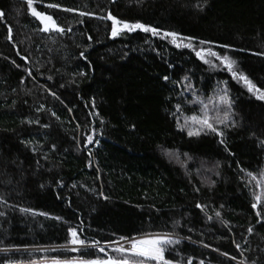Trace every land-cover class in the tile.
<instances>
[{
  "label": "trees",
  "instance_id": "16d2710c",
  "mask_svg": "<svg viewBox=\"0 0 264 264\" xmlns=\"http://www.w3.org/2000/svg\"><path fill=\"white\" fill-rule=\"evenodd\" d=\"M199 2L202 9L193 7L197 0H34L37 10L71 27L60 36L39 30L25 0H0V248L9 249L0 251V264L95 256L91 249L33 251L64 245L70 226L101 241L174 231L180 244L166 256L180 264L188 257L192 264H264V223H256L240 171L264 169V102L188 49L139 30L113 38L111 22L97 19L111 13L194 37V43L210 41L204 47L228 51L249 79L264 85V56L252 54L264 52V0ZM186 76L205 101L226 81L235 127L221 126L224 143L214 134L188 137L177 129L173 105L180 101L186 115L194 110L183 104L190 92L178 95ZM87 135L98 143L85 148ZM197 203L207 207L201 211Z\"/></svg>",
  "mask_w": 264,
  "mask_h": 264
},
{
  "label": "snow or ice",
  "instance_id": "6c2138e0",
  "mask_svg": "<svg viewBox=\"0 0 264 264\" xmlns=\"http://www.w3.org/2000/svg\"><path fill=\"white\" fill-rule=\"evenodd\" d=\"M28 13L34 17L39 24L41 25L40 31L43 33H56L60 36H64L66 32H71V27L67 29L60 26L57 23V19L51 14H47L43 11L37 10V7L34 6V0H25ZM47 8H59L58 3H48L45 5ZM193 7L202 9L203 4L197 0V3ZM65 12H73L74 9L64 8L62 9ZM3 13L0 12V19L3 18ZM78 15L83 17L85 15H93L92 13H86L84 11H79ZM97 19H106L111 22V37H118L123 32H134L139 30L142 33L151 34L152 37L159 38L161 40H168L175 48L177 49H188L190 50L197 60H199L204 65H207L209 69L213 71H226L227 74L238 83H241L246 91L257 101L264 102V85L258 86L254 83L249 77L238 68L237 61L230 57L228 51L220 53L212 46L204 47L205 45H211L212 42L205 41L203 39L198 40L197 43L193 41L196 39L194 37L182 36L181 34L175 31L162 30L158 27H153L149 24L141 22H127L122 19H118L113 16L111 13H108L104 17H97ZM11 28H8L9 40H11ZM91 40V37H88ZM15 47V45H13ZM218 47L229 49V45H219ZM253 55L264 56V52L261 53H252ZM17 55L20 56V59L28 63V59L20 55L17 52ZM81 58H85L84 52L80 53ZM91 68V65H88ZM169 67L171 65L169 64ZM27 72V69H25ZM39 72V68L36 69ZM29 76H32L31 72H28ZM80 76H84L85 73L80 71L78 73ZM51 79V77H48ZM164 81H168L169 77L167 75L161 77ZM184 81H187L186 86L183 89V93L178 95H183L184 93H191V100L184 101L183 104L193 105L194 110L192 114L186 115L183 111V106L180 101L173 105L175 112L171 115L176 119L177 129L179 131L186 132L188 137H198L201 135H215L220 138V143H224L223 140V128L235 127V122L232 120L233 116V100L230 98L229 89L226 87V81H219L215 89H213L212 94L208 95L206 101L201 99L196 95V90L193 88V85L189 78L186 76L183 78ZM23 83V80H21ZM176 87H180L181 83L173 82ZM63 87V85H61ZM49 95H52L54 98L58 99L55 96L54 92L49 91ZM43 105L40 106V111L43 109ZM95 111L93 103V112ZM179 114V115H177ZM55 115V113H53ZM27 123H38V121H27ZM103 123V121H101ZM79 127V125H77ZM98 143L94 139L93 135H87L85 137L84 147L87 148L89 144ZM261 145H264V140L260 141ZM55 150V145L52 146ZM90 151V150H89ZM168 154V153H166ZM219 165L217 164L216 167ZM239 168V165H238ZM244 173V183L245 187L249 189L251 204L250 207L256 216V223H264V169L258 171V173H253L252 171H245L240 169ZM59 183V182H58ZM198 191V190H197ZM99 195L107 199L104 196V193L101 191ZM5 203V200L0 198V204ZM14 207V206H10ZM196 207L201 211H204L207 207L200 203L196 204ZM22 213H31L34 215H43L47 216V213H36L33 209L30 208H20ZM4 212H0V216H4ZM215 217L220 218L221 212L215 211ZM59 220L60 217H55ZM209 220L212 217H208ZM225 227H227V221H221ZM179 221L173 223V227L177 226ZM191 231V229H189ZM248 233L251 235L253 228H248ZM68 239L64 245L48 248H36L33 251H39L46 253L49 251H58L64 250L72 253H80L88 249L93 250L96 255L91 257H81L73 256L71 258L60 259L57 257L44 258L40 260V264H180L179 260H174L166 256V252L172 251L173 245L180 244V238H178L174 231L171 232H152V231H143L141 230L138 233H134L130 236L120 235L113 240H97V239H88L83 237V228L81 226L69 227L67 230ZM190 239V238H186ZM205 248L208 245H204ZM240 245L236 244L237 250H240ZM0 251L7 253L9 249L0 248ZM19 251V249H16ZM216 251V249H213ZM264 251V250H262ZM179 255V252L176 253ZM221 255H227L226 253H220ZM234 257H229L233 259ZM192 257H188V264H192ZM5 264H19L17 261L5 260ZM29 264H37L36 260H32ZM203 264V261L200 262ZM251 264H257L256 260H253Z\"/></svg>",
  "mask_w": 264,
  "mask_h": 264
},
{
  "label": "rangeland",
  "instance_id": "374dc122",
  "mask_svg": "<svg viewBox=\"0 0 264 264\" xmlns=\"http://www.w3.org/2000/svg\"><path fill=\"white\" fill-rule=\"evenodd\" d=\"M185 162H186V161L183 162V165L185 164ZM237 264H243V263L240 262V263H237Z\"/></svg>",
  "mask_w": 264,
  "mask_h": 264
},
{
  "label": "water",
  "instance_id": "95a60500",
  "mask_svg": "<svg viewBox=\"0 0 264 264\" xmlns=\"http://www.w3.org/2000/svg\"><path fill=\"white\" fill-rule=\"evenodd\" d=\"M37 264H40V262H37Z\"/></svg>",
  "mask_w": 264,
  "mask_h": 264
},
{
  "label": "built area",
  "instance_id": "2783aa9c",
  "mask_svg": "<svg viewBox=\"0 0 264 264\" xmlns=\"http://www.w3.org/2000/svg\"><path fill=\"white\" fill-rule=\"evenodd\" d=\"M62 250V249H61ZM188 264V263H187Z\"/></svg>",
  "mask_w": 264,
  "mask_h": 264
}]
</instances>
